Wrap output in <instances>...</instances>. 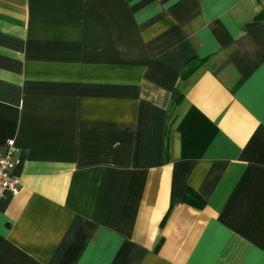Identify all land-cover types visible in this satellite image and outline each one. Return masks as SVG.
Listing matches in <instances>:
<instances>
[{
	"label": "crops",
	"instance_id": "crops-1",
	"mask_svg": "<svg viewBox=\"0 0 264 264\" xmlns=\"http://www.w3.org/2000/svg\"><path fill=\"white\" fill-rule=\"evenodd\" d=\"M262 8L0 0V264H264Z\"/></svg>",
	"mask_w": 264,
	"mask_h": 264
},
{
	"label": "built area",
	"instance_id": "built-area-1",
	"mask_svg": "<svg viewBox=\"0 0 264 264\" xmlns=\"http://www.w3.org/2000/svg\"><path fill=\"white\" fill-rule=\"evenodd\" d=\"M15 144L8 140L0 153V201L6 192L17 194L21 189L19 177L14 173Z\"/></svg>",
	"mask_w": 264,
	"mask_h": 264
},
{
	"label": "trees",
	"instance_id": "trees-1",
	"mask_svg": "<svg viewBox=\"0 0 264 264\" xmlns=\"http://www.w3.org/2000/svg\"><path fill=\"white\" fill-rule=\"evenodd\" d=\"M257 19L264 18V8L260 10V12L256 15ZM203 58L201 57H192L190 58L182 67L181 72H180V77L182 79H187L196 69L199 68V66L202 64ZM182 99V93L178 92L177 90H174L173 92V102L175 104H178ZM185 200L188 203L191 204H197V205H202L203 202L200 200V197L193 193L192 191L188 192L186 194Z\"/></svg>",
	"mask_w": 264,
	"mask_h": 264
}]
</instances>
